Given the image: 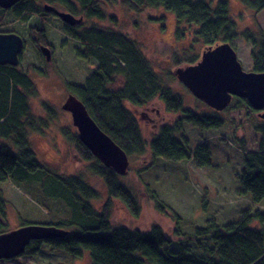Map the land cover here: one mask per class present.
Here are the masks:
<instances>
[{
  "label": "trees",
  "instance_id": "1",
  "mask_svg": "<svg viewBox=\"0 0 264 264\" xmlns=\"http://www.w3.org/2000/svg\"><path fill=\"white\" fill-rule=\"evenodd\" d=\"M238 1L253 12L264 10V0ZM43 3L61 5L72 14L80 12L88 19L100 20L106 17L97 0H20L11 9L0 8V24L5 11L25 20L34 11L41 14L42 10L36 4ZM125 3L133 11L154 7L173 13L177 28L182 24L187 25L186 28H180V32L177 30V36H182L184 29L193 27L191 33L197 42L204 44V50L222 43H230L232 46V41L240 34L252 45V71L264 73V33L248 29L238 32L236 22L229 14L228 0H125ZM74 28L84 27L66 26L68 31H74ZM38 32L41 37L44 36L42 27ZM75 36L81 43L78 56L95 59L98 65L83 86H70L71 93L85 104L98 127L128 157L142 153L148 142L154 157L174 161L193 159L198 167L211 166V153L207 145L200 144L191 149L188 142L178 134L183 131L184 122L201 129L220 128L225 123L222 111L212 109L201 113L185 107L182 96L163 82L134 39L113 29L92 27L78 31ZM175 54L173 63L177 68L198 61L196 56ZM117 76H120L119 80L115 79ZM32 82L19 65H0V138L11 139L18 148L15 152L7 145L0 146V183L10 181L20 186L31 178L33 172L43 169L31 149L28 135L30 131H43L50 119L56 116V109L44 102L46 116L34 114L29 102L30 97L36 95V87ZM155 98L159 99L166 110L182 113V117L174 120L171 125H161L149 141L143 137L138 121L123 102L128 101L138 109ZM232 100L244 104L261 118L256 127L262 135L260 147L255 151L244 150V167L238 178L240 192L257 204L264 199V118L259 115L262 111L254 110L246 99L234 96ZM63 132L85 160L95 158L80 142L76 133L71 135L66 129ZM94 171L107 187L108 199L103 206L100 209L92 207L89 200L98 198V191L81 178L59 177L76 201L71 204L69 217L45 225L56 226L68 233L49 240L30 241L21 255L34 257L47 244L73 259H82L85 255L88 264H264V228L261 226L264 215L246 209L234 222L219 225L208 220L204 227L194 228L192 240L198 253L193 252L182 245L180 239H169L157 225L152 226L149 232L124 226L112 227L111 199L122 201L134 216H138L140 205L112 168L105 167L97 160ZM151 199L157 209L162 211L164 203L155 193H151ZM6 203L7 200L0 192V233L5 231L3 220L6 216Z\"/></svg>",
  "mask_w": 264,
  "mask_h": 264
},
{
  "label": "rangeland",
  "instance_id": "2",
  "mask_svg": "<svg viewBox=\"0 0 264 264\" xmlns=\"http://www.w3.org/2000/svg\"><path fill=\"white\" fill-rule=\"evenodd\" d=\"M97 3L104 9L106 17L85 19L82 23L84 28L73 32L91 27L105 28L134 39L163 82L182 96L185 107L201 113L212 110L173 75L177 68L173 63L175 53L196 56L199 62L206 48L194 39L191 33L193 27L184 29V34L177 36V30L180 32V28L187 25L177 28L174 14L167 10L147 7L133 11L125 0H97ZM228 3L229 14L235 20L238 32L248 29L264 33V10L253 12L238 0H228ZM58 8L67 11L63 6ZM40 25L45 30L43 37L37 30ZM0 31L18 32L25 41L19 68L29 75L36 87V95L29 99L34 114L46 116L44 102L56 109V116L50 119L43 131H30L28 135L31 149L43 169L33 172L31 178L20 186L10 181L0 183V192L7 200L4 232L30 223L54 224L69 217L71 204L76 198L59 177H79L97 190L98 198L90 199L89 203L100 209L108 199V193L104 180L94 171L98 159L85 160L72 141L65 137V129L71 135L77 134V130L70 113L61 109L67 95L72 94L70 86H83L98 62L78 56L81 43L70 37L65 32V24L55 18L41 16L38 19L36 15H31L26 20H19L8 13L0 24ZM37 42L49 44L51 61H47L40 49L34 46ZM232 46L242 68L252 71L251 42L239 34L232 41ZM119 77L115 79L119 80ZM123 103L132 111L143 137L149 141L161 125H171L182 117V113L166 110L157 98L138 109L128 101ZM230 103L229 107L221 110L225 123L220 128L201 129L184 122L183 131L178 134L191 149L200 144L207 145L211 166L198 167L193 159L174 161L154 157L148 142L142 153L129 155L128 168L125 174L120 175V180L137 198L140 211L138 216H134L122 201L111 199L112 227L124 226L149 232L152 226L157 225L169 239H180L188 250L197 252L192 240L194 228L204 227L208 220L219 225L234 222L246 209L264 215V199L260 203H252L249 196L240 192L238 179L244 167V150L255 151L260 147L262 135L256 127L261 118L239 101L232 100ZM2 144L18 151L9 138H0V146ZM151 193L164 203L162 211L152 201ZM261 226L264 228V223ZM87 258L84 255L82 259H73L67 253L45 244L34 257L20 255L0 260V264H88Z\"/></svg>",
  "mask_w": 264,
  "mask_h": 264
},
{
  "label": "water",
  "instance_id": "3",
  "mask_svg": "<svg viewBox=\"0 0 264 264\" xmlns=\"http://www.w3.org/2000/svg\"><path fill=\"white\" fill-rule=\"evenodd\" d=\"M19 1L0 0V7L6 10ZM45 10L54 11L67 25H78L81 22L80 18L77 19L68 12H59L47 5ZM23 47L20 35L0 32V65L9 63L18 66ZM40 51L47 61H51L52 54L48 46L41 45ZM234 51L230 43L209 47L203 51L199 62L178 67L174 74L189 92L212 109L223 110L229 105L232 97L237 96L246 99L253 109L262 111L259 115L264 118V73L245 71ZM61 109L70 113L78 139L90 154L117 174H125L129 165L127 154L98 127L87 112L85 104L74 94H68ZM67 233L56 226L43 224H27L0 233V260L20 256L30 241L49 240L65 236Z\"/></svg>",
  "mask_w": 264,
  "mask_h": 264
},
{
  "label": "flooded vegetation",
  "instance_id": "4",
  "mask_svg": "<svg viewBox=\"0 0 264 264\" xmlns=\"http://www.w3.org/2000/svg\"><path fill=\"white\" fill-rule=\"evenodd\" d=\"M18 3V2H17ZM15 5V4H14ZM13 5V6H14ZM41 10H42V13L40 14V13H37V12H32V14L31 15H36L37 16V18L38 19H41V16H46V17H48V19L49 18H55V19H58V20H61L60 18H59V16L58 15H56V13L54 12V11H47V10H45V6L47 5V6H49V7H51V8H53L54 10H57V11H59V12H68V13H70V14H72L71 12H69V11H64V10H60L58 7L59 6H61V5H58V4H49V3H43L42 5H40V4H36ZM13 6H11L10 8H6V10L7 9H11ZM2 10H5V8H2V7H0ZM65 8V7H64ZM8 13H11L12 15H14L12 12H10V11H5V12H3L2 13V16H3V18H4V15H6V14H8ZM48 13H51V14H49L48 15ZM30 15V16H31ZM75 18H80L81 19V22L78 24L80 27L83 25L82 23L84 22V20L86 19V20H88V18H86V17H84V15L82 14V13H80L79 12V15H74V14H72ZM15 17H16V15H14ZM30 16H28V18L30 17ZM54 16V17H53ZM16 19H19V20H23V19H21V17H16ZM27 19V18H26ZM25 19V20H26ZM45 19V18H44ZM43 20V19H42ZM65 24V23H64ZM78 25H67V24H65V32L70 36V37H73V38H75V39H77L76 38V36H75V33H77L76 31L75 32H73L72 30H70V31H68V29H66V26H71V27H74V26H78ZM43 25H40L39 27H37V30H39L41 27H42ZM42 29H43V33L45 34V30H44V27H42ZM75 29H77V28H74V30ZM0 32H4V33H7L6 31H0ZM10 33H15V32H10ZM16 34H18V32L16 33ZM19 35V34H18ZM21 36V35H20ZM21 38H22V40H23V45H24V47H23V51H24V48H25V41H24V39H23V37L21 36ZM78 40V39H77ZM36 45H37V47L40 49V46L41 45H44V44H42L41 42H37L34 46L36 47ZM46 46H48L49 47V44L47 43L46 44ZM50 48V47H49ZM51 54H52V50H51ZM22 55V54H21ZM21 55H20V57H21Z\"/></svg>",
  "mask_w": 264,
  "mask_h": 264
},
{
  "label": "clouds",
  "instance_id": "5",
  "mask_svg": "<svg viewBox=\"0 0 264 264\" xmlns=\"http://www.w3.org/2000/svg\"><path fill=\"white\" fill-rule=\"evenodd\" d=\"M20 62H21V60H20Z\"/></svg>",
  "mask_w": 264,
  "mask_h": 264
}]
</instances>
